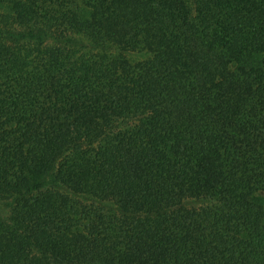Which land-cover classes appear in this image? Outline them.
Instances as JSON below:
<instances>
[{
	"label": "trees",
	"instance_id": "trees-1",
	"mask_svg": "<svg viewBox=\"0 0 264 264\" xmlns=\"http://www.w3.org/2000/svg\"><path fill=\"white\" fill-rule=\"evenodd\" d=\"M0 264H264V0H0Z\"/></svg>",
	"mask_w": 264,
	"mask_h": 264
},
{
	"label": "rangeland",
	"instance_id": "rangeland-1",
	"mask_svg": "<svg viewBox=\"0 0 264 264\" xmlns=\"http://www.w3.org/2000/svg\"><path fill=\"white\" fill-rule=\"evenodd\" d=\"M9 208L7 205H1L0 206V217H7L8 216Z\"/></svg>",
	"mask_w": 264,
	"mask_h": 264
}]
</instances>
